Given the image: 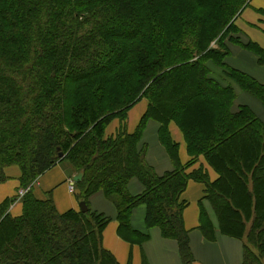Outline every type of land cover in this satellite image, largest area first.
Masks as SVG:
<instances>
[{
	"label": "trees",
	"instance_id": "obj_1",
	"mask_svg": "<svg viewBox=\"0 0 264 264\" xmlns=\"http://www.w3.org/2000/svg\"><path fill=\"white\" fill-rule=\"evenodd\" d=\"M249 0H0V182L16 165L20 183L66 161L79 178L75 194L87 210H57L49 194L31 187L21 212H9L15 196L0 202V264H119L102 243L110 218L89 208L102 192L115 205L118 235L131 244L149 236L131 227L134 207H145L147 228L173 239L190 264L181 199L191 179L217 227L201 217L200 228L243 240L242 264H264V126L244 104H235L226 77L264 106V84L226 64V43L264 50L242 39L235 24ZM264 17V10H259ZM216 43V46L211 43ZM148 102L136 129L106 135L140 99ZM148 119L174 168L158 175L146 161L142 132ZM182 132L190 160L181 165L169 123ZM62 153V157L59 155ZM202 157L216 173L209 179ZM144 186L133 195L128 183ZM146 264V263H144Z\"/></svg>",
	"mask_w": 264,
	"mask_h": 264
},
{
	"label": "crops",
	"instance_id": "obj_2",
	"mask_svg": "<svg viewBox=\"0 0 264 264\" xmlns=\"http://www.w3.org/2000/svg\"><path fill=\"white\" fill-rule=\"evenodd\" d=\"M248 7H250L249 10H247ZM259 10H264V0H250L248 6L242 8L235 24L239 30L238 36L256 43L264 50V17ZM229 50L230 54L225 58L228 66L247 74L258 83L264 84V64L258 63L253 52L233 43L230 44ZM232 81L230 79L225 84H230L233 88L235 104L247 105L264 126V106L261 101L255 95L242 90L235 81V83ZM146 109L147 105L145 104V108L142 114L138 115L136 123H132L128 111L127 118L123 122L125 128L128 126L136 127ZM120 124H122V121L112 120L106 127V130L109 129L110 132L106 134L105 130V134L115 133ZM157 129L158 123L149 120L145 126V131H143L142 141L147 145V163L152 166L156 174L162 175L164 172L172 170L174 165L164 145L159 141ZM169 130L172 139L178 145L180 164L185 165L190 160V156L187 153L182 132L173 122L169 124ZM200 165L207 172L210 180L216 177V173L202 157H199L191 168L195 169ZM70 167L66 161H63L45 171V174L39 178L37 185H32L33 195L42 199L50 193L57 210L60 212L71 208L77 209L76 202L72 197H77L75 195L77 192L72 194L68 189L72 177ZM5 175L6 180L0 182V202L15 196L16 200L10 205L9 212L18 215L21 212L18 192L23 188L19 179V168L17 170L8 166L5 168ZM67 179L68 185L65 183ZM37 188H40L43 193ZM143 189L144 186L138 179H132L128 183V190L133 195L140 194ZM204 189L205 185L202 182L191 179L187 182L181 194V199L187 202L182 215L184 226L188 230L189 247L192 254L190 264H242L244 258L242 239L222 234L219 231L214 232V238L210 239L201 230V217L203 219L204 217L208 218L217 227L215 213L204 196ZM88 202L91 211L110 218L103 230L102 243L113 254L119 264H183L176 241L162 237L158 227L147 228L145 226V207L143 205H138L132 209L129 221L132 228L147 232L149 236L141 244H131L118 235L115 205L108 201L102 192L92 194L88 198Z\"/></svg>",
	"mask_w": 264,
	"mask_h": 264
},
{
	"label": "rangeland",
	"instance_id": "obj_3",
	"mask_svg": "<svg viewBox=\"0 0 264 264\" xmlns=\"http://www.w3.org/2000/svg\"><path fill=\"white\" fill-rule=\"evenodd\" d=\"M250 1V0H249ZM246 6H248V5H246ZM246 6H244V7H246ZM243 7V8H244ZM250 9V7H248L247 8V10H249ZM238 16V15H237ZM237 18V17H236ZM236 18H235V20H236ZM226 43H227V45L228 46H230V42L228 41V40H226ZM216 43H214V42H212L211 43V45H213V46H216L215 45ZM213 71H214V73L217 75V76H219V78L223 81V82H228V81H230V79L229 78H227L226 77V74H225V71L222 69V68H218V67H213ZM233 83H235L234 81H232ZM145 104L147 105L148 104V102H147V100L145 99V98H142V99H140L139 101H137L135 104H133L130 108H129V112H130V119H131V121H132V123H136V120L138 119V115H141L142 114V112H143V110H144V108H145ZM128 114V113H127ZM127 118V117H126ZM114 119H118V118H114ZM114 119H112V120H114ZM126 120V119H125ZM124 120V121H125ZM149 120H152V119H148L147 120V122L149 121ZM118 121H119V119H118ZM147 122H146V124H145V126L147 125ZM131 123V122H130ZM171 123V122H170ZM169 123V124H170ZM120 126L122 127V126H124V129L127 131V128H128V131L127 132H131V131H134L135 129H136V127L134 126H128V127H126L125 128V124H123V125H121L120 124ZM145 126H144V129H145ZM135 128V129H134ZM143 129V131H145ZM110 132V130L109 129H107L106 130V134H108ZM181 132V131H180ZM114 134V133H113ZM142 134H143V132H142ZM63 162V161H62ZM57 165V164H56ZM55 165V166H56ZM9 167H13V168H15V169H17L18 170V166H16V165H11V166H9ZM54 167V166H53ZM70 171H71V175H72V179H74L75 180V178H77V176H79L80 175V173H79V171L77 172V171H75L73 168H71L70 167ZM45 173H43V174H41L37 179H35L34 180V182L33 183H31L30 185H29V187H31V189H32V185L34 184V185H37V183H38V180H39V178L42 176V175H44ZM71 182V180L69 181V183ZM65 183H66V185H68V179L65 181ZM75 187V189H76V186H74ZM70 187H69V185H68V189H69ZM38 190H40L41 191V193H43V191L40 189V188H37ZM59 190H61V188H59ZM69 191L73 194V193H75L74 191L75 190H73V191H71L70 189H69ZM23 197V196H22ZM22 197H20V199L22 198ZM45 197H47V195L45 196ZM44 197V198H45ZM73 197V199H74V201L76 202V208L77 209H79V202L81 201L80 199H78V197H75V196H72ZM90 197V196H89ZM88 197V198H89ZM108 201H110V202H112L110 199H108V198H106ZM113 203V202H112ZM90 208V207H89ZM80 210V209H79Z\"/></svg>",
	"mask_w": 264,
	"mask_h": 264
},
{
	"label": "water",
	"instance_id": "obj_4",
	"mask_svg": "<svg viewBox=\"0 0 264 264\" xmlns=\"http://www.w3.org/2000/svg\"><path fill=\"white\" fill-rule=\"evenodd\" d=\"M59 155L62 157V153H60ZM78 178H79V176H77V178H75V180L74 179L73 180L76 181ZM75 192L78 193L79 191L75 190ZM79 209L82 212H85L87 210V205H86L85 201L81 200L79 202Z\"/></svg>",
	"mask_w": 264,
	"mask_h": 264
},
{
	"label": "built area",
	"instance_id": "obj_5",
	"mask_svg": "<svg viewBox=\"0 0 264 264\" xmlns=\"http://www.w3.org/2000/svg\"><path fill=\"white\" fill-rule=\"evenodd\" d=\"M69 187H70L69 189L71 191H73L74 186H73V182L72 181L70 182ZM28 189H29V187L20 189L19 192H18V196L19 197L23 196L28 191Z\"/></svg>",
	"mask_w": 264,
	"mask_h": 264
}]
</instances>
